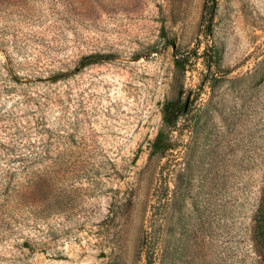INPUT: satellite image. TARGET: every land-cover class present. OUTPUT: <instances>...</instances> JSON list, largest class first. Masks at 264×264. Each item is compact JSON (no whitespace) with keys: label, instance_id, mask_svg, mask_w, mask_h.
I'll use <instances>...</instances> for the list:
<instances>
[{"label":"rangeland","instance_id":"rangeland-1","mask_svg":"<svg viewBox=\"0 0 264 264\" xmlns=\"http://www.w3.org/2000/svg\"><path fill=\"white\" fill-rule=\"evenodd\" d=\"M263 196L264 0H0V264H264Z\"/></svg>","mask_w":264,"mask_h":264},{"label":"trees","instance_id":"trees-1","mask_svg":"<svg viewBox=\"0 0 264 264\" xmlns=\"http://www.w3.org/2000/svg\"><path fill=\"white\" fill-rule=\"evenodd\" d=\"M174 49L173 61L175 65L182 67L187 63L188 56L185 53L178 51V47L175 45L173 40H168ZM103 59L101 54H89L83 56L79 60V66L97 62ZM56 75L51 76L52 79H56ZM185 111L184 104L180 103L178 98L167 99L162 105V126L158 129L151 143V152L165 150L170 146V140L168 133L165 129L167 126L174 125L177 118L182 115ZM256 234L261 246L264 248V196L261 200L259 211L256 217Z\"/></svg>","mask_w":264,"mask_h":264},{"label":"water","instance_id":"water-1","mask_svg":"<svg viewBox=\"0 0 264 264\" xmlns=\"http://www.w3.org/2000/svg\"><path fill=\"white\" fill-rule=\"evenodd\" d=\"M186 105H187V100H186V102H185V104H184V108H186Z\"/></svg>","mask_w":264,"mask_h":264}]
</instances>
